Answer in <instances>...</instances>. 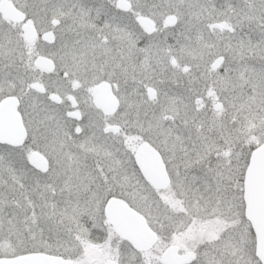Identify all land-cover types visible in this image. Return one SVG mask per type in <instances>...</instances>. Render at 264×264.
<instances>
[{
	"label": "snow or ice",
	"instance_id": "snow-or-ice-1",
	"mask_svg": "<svg viewBox=\"0 0 264 264\" xmlns=\"http://www.w3.org/2000/svg\"><path fill=\"white\" fill-rule=\"evenodd\" d=\"M0 264H264V0H0Z\"/></svg>",
	"mask_w": 264,
	"mask_h": 264
}]
</instances>
